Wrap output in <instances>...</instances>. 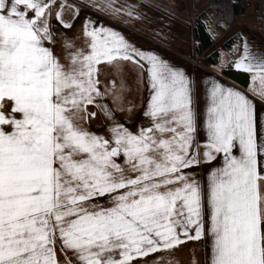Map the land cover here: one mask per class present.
I'll return each instance as SVG.
<instances>
[{
  "label": "snow or ice",
  "instance_id": "snow-or-ice-1",
  "mask_svg": "<svg viewBox=\"0 0 264 264\" xmlns=\"http://www.w3.org/2000/svg\"><path fill=\"white\" fill-rule=\"evenodd\" d=\"M51 6L0 0V264H58L57 243L79 264H134L206 234L211 264H264V135L248 99L209 89L201 152L182 71L87 23L90 51L66 39L62 61L46 46L55 43ZM56 19L71 27L60 12ZM244 51L236 67L256 73L264 97V57ZM118 59L145 70L151 126L116 125L110 140L84 122L97 115L87 112L99 95L96 66ZM220 154L223 166L204 187L185 171Z\"/></svg>",
  "mask_w": 264,
  "mask_h": 264
},
{
  "label": "crops",
  "instance_id": "crops-1",
  "mask_svg": "<svg viewBox=\"0 0 264 264\" xmlns=\"http://www.w3.org/2000/svg\"><path fill=\"white\" fill-rule=\"evenodd\" d=\"M258 1L246 0L244 16L237 18L235 15L230 24L219 27L216 18L210 22V16H214L213 0H49L52 6L46 15L55 43L46 42V46L52 48L62 61L67 56L66 39L71 40L76 49L90 51L83 35V26L87 23L89 29L102 28L118 33L131 48L155 55L173 69L182 71L192 92L200 129L196 140L202 152L207 143L203 121L209 102L208 92L214 84L238 91L248 99L253 107L258 135H264L261 129L264 97L259 95L260 80L255 72L236 67L245 54V45L252 57L257 60L264 57V20L258 24L252 16ZM57 12L63 22L71 24L70 28H64L56 19ZM198 17L206 22L214 40L201 52L203 67H192L184 57H189L195 50L193 28ZM215 51L218 52L217 61L210 58ZM94 78L98 80L99 95H94L95 103L87 106V112L97 115L84 122L90 132L111 140L109 130L116 125L133 133L151 126L150 118L144 112L152 92L140 64L123 59L113 64L102 62L96 66ZM233 152L239 156L238 149ZM117 162L123 164V159L117 158ZM222 166L223 154H220L211 162L202 159L198 166L185 171L204 187L211 171ZM97 202L104 206L109 203L106 198ZM211 245L212 238L206 234L201 240H187L171 250L137 259L134 264H211ZM55 259L58 264H79L74 255L61 249L59 243L55 246Z\"/></svg>",
  "mask_w": 264,
  "mask_h": 264
},
{
  "label": "trees",
  "instance_id": "trees-1",
  "mask_svg": "<svg viewBox=\"0 0 264 264\" xmlns=\"http://www.w3.org/2000/svg\"><path fill=\"white\" fill-rule=\"evenodd\" d=\"M213 14L216 17L219 27L230 24L236 15V1L234 0H213ZM195 50L203 52L213 42L214 38L209 31L207 24L200 17L196 18L193 28ZM214 61L218 59V52L210 55Z\"/></svg>",
  "mask_w": 264,
  "mask_h": 264
},
{
  "label": "built area",
  "instance_id": "built-area-1",
  "mask_svg": "<svg viewBox=\"0 0 264 264\" xmlns=\"http://www.w3.org/2000/svg\"><path fill=\"white\" fill-rule=\"evenodd\" d=\"M246 0H236V17L241 18L245 14V8H246ZM254 17L255 21L258 24H261L264 20V0H259L255 4V10L252 14ZM202 57L201 52L194 50L193 53L189 57H184L186 61H188L192 67H203L202 64L200 63V59Z\"/></svg>",
  "mask_w": 264,
  "mask_h": 264
},
{
  "label": "rangeland",
  "instance_id": "rangeland-1",
  "mask_svg": "<svg viewBox=\"0 0 264 264\" xmlns=\"http://www.w3.org/2000/svg\"><path fill=\"white\" fill-rule=\"evenodd\" d=\"M213 17L216 18L215 16L211 15L210 16V22H213V20H214Z\"/></svg>",
  "mask_w": 264,
  "mask_h": 264
}]
</instances>
